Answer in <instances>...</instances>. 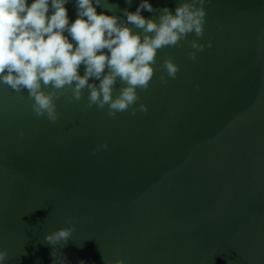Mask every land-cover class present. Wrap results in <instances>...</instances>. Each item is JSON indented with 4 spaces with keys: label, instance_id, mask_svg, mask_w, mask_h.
Masks as SVG:
<instances>
[{
    "label": "water",
    "instance_id": "obj_1",
    "mask_svg": "<svg viewBox=\"0 0 264 264\" xmlns=\"http://www.w3.org/2000/svg\"><path fill=\"white\" fill-rule=\"evenodd\" d=\"M103 2L117 7L97 13L126 20L123 10L142 0ZM148 2L175 14L179 0ZM65 7L74 22L75 0ZM205 8L202 38L158 50L148 89H137L135 107L147 112L112 119L107 106L85 107L87 90L78 102L67 90L52 123L34 114L26 91L0 82L4 264H52L44 237L71 224L67 245L56 246L68 264H264V0ZM160 14L141 12L157 22ZM193 39L212 43L190 60ZM166 57L180 71L165 84Z\"/></svg>",
    "mask_w": 264,
    "mask_h": 264
},
{
    "label": "clouds",
    "instance_id": "obj_2",
    "mask_svg": "<svg viewBox=\"0 0 264 264\" xmlns=\"http://www.w3.org/2000/svg\"><path fill=\"white\" fill-rule=\"evenodd\" d=\"M68 2L33 0L29 5L28 0H0V82L17 93L26 91L34 114L52 123L59 119L56 101L67 90L72 93L70 99L77 102L87 90L85 107L107 106L112 119L129 110L133 116L138 111L147 112L144 103L135 107L140 100L137 89H148L158 50L181 47L189 34L202 38L205 32L208 0H179L175 14L168 7L154 9L148 0H142L135 12L123 10L126 20L97 13L98 7L109 11L117 7L106 6L103 0H75L77 18L72 23L65 7ZM142 10L159 11L158 22L146 19ZM129 25L140 31L134 32ZM188 43L194 51L187 56L195 60L197 53L211 47L212 42L205 45L193 39ZM82 65L85 71L80 75ZM160 67L163 72L159 79L165 84L180 71L171 57H166ZM90 79L99 84L89 83ZM118 82L123 86L116 92ZM100 147L107 148V144ZM74 231L75 225L71 224L45 235L44 243L52 246V264H68L62 253L57 254L56 246L65 247ZM6 259L7 250H0V264ZM104 264L124 262L104 260Z\"/></svg>",
    "mask_w": 264,
    "mask_h": 264
}]
</instances>
